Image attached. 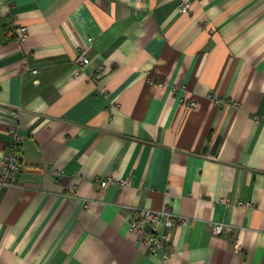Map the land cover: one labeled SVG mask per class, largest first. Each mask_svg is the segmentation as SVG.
<instances>
[{"label":"crops","instance_id":"obj_1","mask_svg":"<svg viewBox=\"0 0 264 264\" xmlns=\"http://www.w3.org/2000/svg\"><path fill=\"white\" fill-rule=\"evenodd\" d=\"M14 126L0 264H264V0H0V181ZM132 208L188 220L168 260Z\"/></svg>","mask_w":264,"mask_h":264},{"label":"built area","instance_id":"obj_2","mask_svg":"<svg viewBox=\"0 0 264 264\" xmlns=\"http://www.w3.org/2000/svg\"><path fill=\"white\" fill-rule=\"evenodd\" d=\"M190 4H182L181 11L183 14L190 12ZM17 37L18 43L23 44L28 37V31L25 26L17 27L14 31ZM90 64V61L83 56H80L77 60L78 71L77 75ZM33 73H37L34 71ZM213 100L218 105H227L225 101H222L220 97H213ZM192 106L195 103H191ZM234 106H239L234 103ZM19 117L18 112L12 114V118L16 121ZM258 117H254V121H257ZM11 142L7 147L3 161L1 163V185L4 187H11L18 185V177L21 172V159L18 154L20 145L22 143V137L20 136L17 126L11 128ZM121 186L128 184L127 180L118 181ZM116 184V181L109 177L100 185L103 189H107L109 186ZM129 229L135 232L139 242L144 246L150 253L154 255H160L162 259H169V246H170V234L176 226L186 225L188 220L182 217L176 216L170 209L165 208L159 211L153 210H137L130 209L129 218L127 220ZM229 227L214 223L212 225L213 233L216 235H222L228 231ZM158 229H162L160 234L157 233Z\"/></svg>","mask_w":264,"mask_h":264},{"label":"trees","instance_id":"obj_3","mask_svg":"<svg viewBox=\"0 0 264 264\" xmlns=\"http://www.w3.org/2000/svg\"><path fill=\"white\" fill-rule=\"evenodd\" d=\"M18 154H19V156H20V149H19V152H18ZM20 159H21V157H20ZM21 168H22V166H21Z\"/></svg>","mask_w":264,"mask_h":264}]
</instances>
